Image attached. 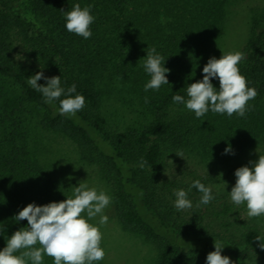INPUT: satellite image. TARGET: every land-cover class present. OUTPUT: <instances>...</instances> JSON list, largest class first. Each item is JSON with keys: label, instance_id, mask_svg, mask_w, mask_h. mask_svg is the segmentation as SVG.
<instances>
[{"label": "trees", "instance_id": "1", "mask_svg": "<svg viewBox=\"0 0 264 264\" xmlns=\"http://www.w3.org/2000/svg\"><path fill=\"white\" fill-rule=\"evenodd\" d=\"M238 1L0 0V248L6 236L26 227V218L16 222L13 217L23 206L63 200L72 192L45 162L35 125L68 136L81 159L98 167L111 187L122 226L156 245L155 264H205L214 241L225 244L222 254L235 264H264V249L255 240L264 233L228 198L226 191L235 180L199 207L200 193L193 188V207L178 212L173 190L187 188L194 179L209 185L212 177L189 172L182 180L167 174L175 152L197 155L204 163L211 159V164L236 157L241 161L249 148L264 141V3L247 7L248 35L240 49L245 58L239 67L257 95L248 101L252 107L245 116L209 111L197 118L172 101L174 94L187 98L186 84L202 79L201 56L225 28L230 7ZM75 3L92 5L95 20L88 39L64 27L61 9ZM152 46L166 59L173 55L172 80L150 89L145 102L143 85L149 76L141 56ZM18 53L24 59H17ZM39 64L45 65L46 75L60 74L65 87L75 83L84 95L85 106L74 116L60 115L27 84ZM212 82L219 86L217 79ZM124 93L138 103L135 113L123 107ZM118 109L120 119H112ZM123 110L141 122L134 124V117L121 125ZM226 142L234 154L223 153ZM141 157L147 161L144 168L134 166ZM247 163L242 160L239 166ZM42 264H53V258L45 255Z\"/></svg>", "mask_w": 264, "mask_h": 264}, {"label": "clouds", "instance_id": "2", "mask_svg": "<svg viewBox=\"0 0 264 264\" xmlns=\"http://www.w3.org/2000/svg\"><path fill=\"white\" fill-rule=\"evenodd\" d=\"M61 11L67 31L84 39L92 35L90 26L95 16L91 4L81 6L75 3L70 9ZM144 57L143 70L149 76L143 85L144 91L158 90L161 85L168 84L166 74L170 69L165 66V56L152 46L147 47ZM244 58L245 54L240 50L209 57L201 69L202 79L186 84L187 98L174 94L173 103L183 104L197 118L209 111L229 117L234 113L245 116L252 107L248 101L255 98L257 91L240 71L239 65ZM17 59L24 57L18 53ZM44 67V64H39V70L27 76V84L39 92L44 103L52 105L60 115L74 116L85 106L84 95L77 92L75 83L65 87L60 74L46 75ZM41 79L45 83H38ZM213 79L219 81L218 87L213 84ZM147 100L146 96L145 102ZM175 153L184 158L182 152ZM223 153L234 154L230 143L226 142ZM146 164L147 161L141 157L134 166L144 168ZM234 176L235 183L230 191L224 188L231 202L236 206L243 204L248 217L264 216V155L259 154L256 160L237 167ZM193 188L200 193L197 207L208 205L216 198L213 186L201 179H194L187 188L173 190L172 203L178 212L193 207V201L189 198ZM111 199L106 190L80 180L73 185L71 195L63 200L27 203L13 216L16 222L26 218L27 225L6 236V243L0 248V264H42L45 255L53 258V264H98L105 256L101 245V226L108 220L104 210ZM2 229L3 225L0 231ZM255 240L264 249V235L257 234ZM224 246L214 241L213 250L206 254L205 264H235L227 254H222Z\"/></svg>", "mask_w": 264, "mask_h": 264}, {"label": "rangeland", "instance_id": "3", "mask_svg": "<svg viewBox=\"0 0 264 264\" xmlns=\"http://www.w3.org/2000/svg\"><path fill=\"white\" fill-rule=\"evenodd\" d=\"M263 3L264 0H239L236 5L230 7L231 12L228 21L224 25L225 28L221 30L220 34L215 39L214 44H212V46L209 45L207 54L201 56V67H203L211 56L219 57L222 52L241 49L248 35L247 7L251 4L256 5ZM145 58L146 57L141 56L142 61H144ZM170 61H173V55H169V58L166 59L168 65L165 62V66L167 68L170 66ZM166 75L170 82L172 80V70L170 69ZM163 86H166V84H163ZM143 93L145 97L147 96L148 99L150 98V89L147 92L143 91ZM121 102L123 107H126V110L131 113H135L134 110L139 107L138 103L130 99L126 94L125 98L121 99ZM130 103H133L134 105L128 107V104ZM123 111L124 117L122 116L123 118H121V125H125L124 121H127L128 123L131 122V118L134 119L135 117L133 114H130L125 110ZM121 113L122 111L120 109L113 110L111 118L114 119L113 116H116L119 120ZM34 118L36 119L37 117L34 115ZM135 120L134 124L141 122V118L138 116L135 117ZM34 130L39 132L44 144L45 148L43 155L45 157V162L51 168L53 176L62 181L64 186L72 189L73 185H76L78 181L85 180L90 186L102 188L111 196V187L101 176L98 167L95 164L81 159L76 144L68 136L60 133L43 131V129L39 130V127L35 125ZM259 154L264 155V141L258 142L249 148L244 154V159L242 158L241 161L239 160V157H236L235 159L224 163H220V161L217 160L213 161L214 163L211 164V159H208L207 162L204 163L203 161H200V158H198L199 156L191 155L187 152L183 153L184 158L177 156L173 162L171 161L167 174L169 177L173 176L177 179L183 178L182 180H184L188 179L186 176H188L189 172H208L212 177V183L210 181L211 184L209 185L213 186V189H218L213 191L221 193L223 190L219 189H224V185L231 183L232 181L234 182V170L239 167L242 160L245 162H249L250 160L254 161L258 158ZM239 209L242 217L251 223L256 224L264 233V216L248 217L246 207L243 204L239 205ZM104 212L107 215L108 220L103 226H101L103 234L101 245L105 250V256L100 261V264H155L158 253L156 245L145 240L142 235L122 226L115 213L112 199ZM187 255L191 256L189 253H187Z\"/></svg>", "mask_w": 264, "mask_h": 264}]
</instances>
